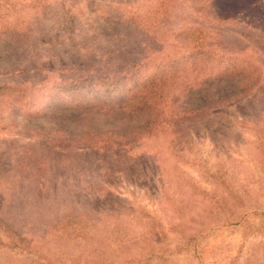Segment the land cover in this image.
<instances>
[{"label": "rangeland", "instance_id": "rangeland-1", "mask_svg": "<svg viewBox=\"0 0 264 264\" xmlns=\"http://www.w3.org/2000/svg\"><path fill=\"white\" fill-rule=\"evenodd\" d=\"M182 16L251 67L212 63L199 92L127 117L101 79L181 50ZM249 31L264 0H0V85L28 90L0 97V264H264V44Z\"/></svg>", "mask_w": 264, "mask_h": 264}, {"label": "trees", "instance_id": "trees-1", "mask_svg": "<svg viewBox=\"0 0 264 264\" xmlns=\"http://www.w3.org/2000/svg\"><path fill=\"white\" fill-rule=\"evenodd\" d=\"M200 3V2H199ZM180 9L184 8V2H180L178 4ZM200 8V7H199ZM201 8L204 9L205 6L201 4ZM200 8V9H201ZM201 9V10H202ZM182 21H185L184 24L188 22V18L182 16ZM135 21L134 18L130 20V22ZM131 24V23H129ZM128 23L124 22V30L125 33H130ZM185 24V25H186ZM136 25V24H135ZM161 25L163 28L166 27L165 24H157ZM183 26L178 33V36L185 38L188 42L181 50H175L171 55H164L156 54L152 57L146 56L142 59H136L130 64L131 70L129 72H123L119 76L113 77H105L101 79L100 83H106L105 86V93L107 95L120 92L121 99L115 103V106H118L116 109L118 111L128 112V116L133 115H140L144 112H149L153 109L158 108L159 105L165 106L167 103L166 101H175V95L173 94V89L178 87L179 89V97H186L187 95H192L195 92H199L202 87L206 86L209 81V77L211 75H207L204 78H199L198 72L203 71L205 69H209L212 66V63L220 64L218 68L221 71L232 72L231 69L237 68L238 64L241 65L240 67L245 68V65L251 67L250 63H246L243 59L237 58H230L229 56H224V54L219 55L217 52V48L220 47L219 43L216 42L215 44L211 45H204L202 42L205 38L202 35V31L200 26ZM155 29L154 26H152ZM141 25L137 22V28L135 34H132V37H142L141 34ZM149 32V34L147 32ZM145 28L144 32L147 34L144 36V41L149 44H158L159 40L155 38V32L153 30H149ZM253 32V33H252ZM141 33V34H140ZM246 34V33H245ZM249 36L254 38H249ZM131 37V35H130ZM253 39L254 44L258 46V44H264V32L259 31H249L246 34L244 40ZM133 39L130 38L129 44L134 45L136 44L135 41H131ZM138 41V40H136ZM160 45L158 46V49ZM261 48V47H260ZM127 49V48H125ZM175 49V48H174ZM250 49L249 46L244 45L240 50L246 51ZM123 50V49H122ZM219 50V49H218ZM131 51V50H127ZM158 53V52H157ZM131 56H135V53H131ZM119 58L118 56H116ZM120 57L123 59L125 56L120 53ZM142 60V61H141ZM235 64H234V62ZM233 62V63H232ZM116 61L114 65H116ZM186 64L187 66H183ZM126 67V66H125ZM156 68L158 70V74L150 75L152 72L146 75V78H142L143 82L140 80V73L144 70L143 68ZM257 67V66H256ZM258 68V67H257ZM154 72V71H153ZM224 73V72H219ZM130 82L132 80V90L137 92H131L132 94L129 96L127 92L120 91L121 87L117 85L124 81ZM141 81V83H139ZM90 83L89 81H81L80 83ZM81 86V85H80ZM248 90H243V93L247 92ZM20 92H28L27 89L21 87H14L8 85H0V97L10 95V93H20ZM138 93V94H136ZM129 96V97H128ZM128 97V98H127ZM179 100V99H178ZM200 109V108H199ZM199 109L195 111H188L186 116L192 117V115H196L199 113ZM195 186V185H194ZM134 212V211H133Z\"/></svg>", "mask_w": 264, "mask_h": 264}]
</instances>
